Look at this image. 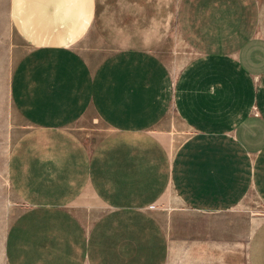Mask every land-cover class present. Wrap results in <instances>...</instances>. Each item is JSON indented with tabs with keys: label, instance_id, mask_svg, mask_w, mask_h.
Listing matches in <instances>:
<instances>
[{
	"label": "crops",
	"instance_id": "obj_1",
	"mask_svg": "<svg viewBox=\"0 0 264 264\" xmlns=\"http://www.w3.org/2000/svg\"><path fill=\"white\" fill-rule=\"evenodd\" d=\"M8 15L27 127L6 159L22 206L6 263L176 264L165 223L193 231L188 264L242 256L227 224L264 208V0H9ZM245 256L264 264V217Z\"/></svg>",
	"mask_w": 264,
	"mask_h": 264
},
{
	"label": "rangeland",
	"instance_id": "obj_2",
	"mask_svg": "<svg viewBox=\"0 0 264 264\" xmlns=\"http://www.w3.org/2000/svg\"><path fill=\"white\" fill-rule=\"evenodd\" d=\"M9 0H0V264H7L4 256V238L8 226L22 206L13 193L6 174V159L11 143L16 136H19L27 127L24 119L16 111L11 103L8 94L9 77L17 60L25 52L23 41L16 32L14 24L8 15ZM181 39V38H180ZM179 56L187 54V46L179 40L177 48ZM170 206H173L170 204ZM160 216L165 218V211L169 208V202L159 203L155 206ZM249 211V210H248ZM253 216H250V214ZM264 217V208L258 203L252 212H247L240 217H236V223L227 224V242L228 248L231 244L232 249L238 247L243 253L242 256H228L227 264H246V247L248 239L256 224ZM164 226L170 236L172 247L177 251L174 259L176 264H188L186 250L188 245H192V239H187V235L193 236V231H188L187 224H170ZM216 226V225H215ZM217 227V226H216ZM193 227L190 228L192 230ZM218 235V233H214ZM212 242V243H211ZM211 248L214 247L213 241H210ZM217 245V244H215ZM216 249L217 248H213ZM210 263L218 264V257L211 250ZM190 262V261H188ZM205 262V264H206Z\"/></svg>",
	"mask_w": 264,
	"mask_h": 264
}]
</instances>
